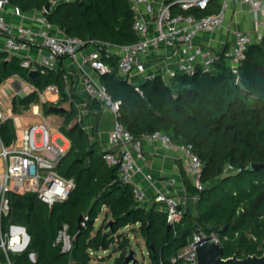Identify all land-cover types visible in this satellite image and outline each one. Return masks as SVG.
Here are the masks:
<instances>
[{
    "label": "trees",
    "instance_id": "1",
    "mask_svg": "<svg viewBox=\"0 0 264 264\" xmlns=\"http://www.w3.org/2000/svg\"><path fill=\"white\" fill-rule=\"evenodd\" d=\"M48 1L10 0L26 11L41 10ZM222 3L223 0H211L204 14L218 12ZM47 17L69 36L118 44L137 39L129 0L58 2ZM7 53L0 50V83L18 74L39 90L57 85L61 92L57 104L71 102L60 127L71 145L59 171L76 182L69 197L52 206L34 192L10 193L11 210L2 218L0 232L18 224L30 236L25 249L9 252L13 264H90L91 253L108 250L116 240L119 255L114 264H123L131 249L128 235L120 234L119 229L129 226L139 231L152 264H183L178 257L180 249L185 248L196 228L208 235L218 233L225 258L264 252V166L252 169L253 163H264V37L248 48L237 73L221 56L216 74L200 71L191 78L178 75L173 87L161 77L143 80L139 83L143 94L118 75L116 57L104 55L112 71L102 75L101 81L114 99L122 100L120 120L125 127L138 139L154 131L167 133L177 144H191L204 163L203 189L195 186L180 165L188 197L198 196L194 201L197 213L192 214L188 208L170 230L158 204L137 202L131 184L123 183L118 168L104 159L97 120L93 136L76 121L79 112L73 101L83 96L77 92L72 98L67 95V69L39 67L36 76L30 78L21 60ZM238 76L244 88L237 84ZM38 103L37 92L15 95L12 111L21 114ZM48 104H42L44 112L50 111ZM0 136L5 145L15 140L12 118L0 123ZM104 207L106 221L95 229ZM65 225L72 240L69 251H64L63 242L57 241ZM0 264H8L2 247Z\"/></svg>",
    "mask_w": 264,
    "mask_h": 264
},
{
    "label": "built area",
    "instance_id": "2",
    "mask_svg": "<svg viewBox=\"0 0 264 264\" xmlns=\"http://www.w3.org/2000/svg\"><path fill=\"white\" fill-rule=\"evenodd\" d=\"M51 1L52 9L58 2L75 0ZM129 1L134 13L133 29L137 35V39L131 43L118 44L69 36L48 20L49 11L45 6L41 10L26 11L10 0H0V36L3 39V51L18 57L23 67L30 71L39 67L58 70L64 66L69 72L66 92L70 98L77 92L86 100L97 101L112 113L113 124L104 146V159L118 168L123 183L131 184L137 202L149 206L157 203V209L166 214L168 224L173 227L183 219L187 207L180 196L172 191L169 183L156 189L151 202L135 181L134 175L142 171L139 162L144 158L143 143L120 120L122 100L114 99L101 81L102 75L112 71V65L106 62L104 55L116 57L118 75L133 84L141 94L143 92L139 83L142 80L161 77L165 84L173 87L177 84L178 75L191 78L200 71L216 74L221 56L237 73L248 48L264 37V0H223L218 12L202 17L188 11L204 10L211 0ZM236 2L247 7L259 30L256 34V29H229L230 38L216 47L212 44V36L217 30L227 27ZM173 9L180 11L175 13ZM66 59H70V63H77L76 73H70L73 69ZM11 79H14L15 95L38 93L39 103L32 104L27 112L37 116L40 122L23 124L22 113L12 111L15 95L9 98L7 106L0 99V123L12 118L16 132L15 140L10 145H5L0 136V157L5 165L4 170H0V229L2 218L9 215L11 210V192H34L42 202L52 206L66 200L76 186L74 178L66 177L59 171L71 143L69 141L66 146H60L55 142L57 134L53 133L42 106V102L47 101L46 92L55 94L57 98L53 102L57 103L61 96L59 87L50 84L44 90H39L18 74L7 77L2 83ZM57 123L61 127V121ZM38 134L40 141H37ZM143 138L160 141L166 148L175 151L192 182L203 189L204 163L191 144H177L162 131L145 134ZM146 177L150 178L151 175L146 174ZM85 218L88 219V216ZM21 227L11 224L7 231L0 232V247L6 254L8 264H13L10 251H21L28 245ZM200 232L205 238L212 237L221 244L216 231L210 235ZM199 237L196 229L184 251L179 253L183 264L197 263L195 243ZM57 241L63 242L64 251L71 249L72 240L67 233V225L60 231ZM30 257L35 259V254L31 253Z\"/></svg>",
    "mask_w": 264,
    "mask_h": 264
},
{
    "label": "crops",
    "instance_id": "3",
    "mask_svg": "<svg viewBox=\"0 0 264 264\" xmlns=\"http://www.w3.org/2000/svg\"><path fill=\"white\" fill-rule=\"evenodd\" d=\"M233 28H239L244 31H254L256 29V34L257 30H259L253 23L247 7L238 2L234 3V10L229 15L227 27L217 30L212 36V44L220 47L225 39L230 38L231 31L229 29L232 30ZM0 49L3 50V39L1 36ZM66 63H70V59H66ZM69 67L73 69L70 73H76L77 63L71 61ZM83 99L77 107L84 111H80L83 115L84 113L87 114V119L93 121L92 128H94L97 120L98 137L104 147L107 144L109 131L113 124V115L109 110L102 107L100 103L89 104L85 98ZM141 140L144 148V158L140 160L139 164L142 167V171L137 172L134 175V179L146 192L148 200L152 202L156 189L162 188L166 183H169L172 191L184 201L188 197V193L181 173L180 165L182 162L178 158L177 153L166 148L160 141H153L147 138H142ZM146 174H150L151 177L147 178Z\"/></svg>",
    "mask_w": 264,
    "mask_h": 264
},
{
    "label": "rangeland",
    "instance_id": "4",
    "mask_svg": "<svg viewBox=\"0 0 264 264\" xmlns=\"http://www.w3.org/2000/svg\"><path fill=\"white\" fill-rule=\"evenodd\" d=\"M180 10L178 9H173V12H179ZM183 13H185V11H181ZM194 14L196 16L202 17L205 16L203 10H197L194 12ZM7 55L11 56L9 53H7ZM14 81V79L9 80L8 82H4L1 84L0 88L2 91H0V99L3 103V105L7 106L9 105V98H12L15 94H16V89L14 87V85L12 84V82ZM143 81V80H142ZM45 97L47 99L46 102H48L50 104H57L54 103L53 100H55L57 98V96L55 94H52L50 92H46L45 93ZM60 99H58L57 101H59ZM45 102H42V104H44ZM79 103H81V99L79 97H76L75 101H73V105L74 107L79 106ZM59 105V104H57ZM63 105H65L69 110L71 109V102L70 101H66L65 103H63ZM78 109V107H77ZM83 110L78 109V117L76 118V121H79L81 123V125L84 127L85 130L88 131V133L93 136L94 132H93V121L90 119H87L86 116L87 114L83 113ZM45 117L48 119V121L51 123L52 125V130L54 134H57V136L55 137V142L60 145V146H66L69 143V138L64 135L61 131L60 125L57 123V121H61V123L63 124V115L64 113H57L54 111H45L44 112ZM21 120L23 122L24 125H28V124H32V123H38L40 122V119L35 116L32 115L31 112H27V110L24 111V113L21 114ZM57 120V121H56ZM89 121L91 122L89 124ZM37 141H40V135L38 134L37 136ZM71 143V142H70ZM4 160L3 158L0 157V170L3 171L4 170ZM197 197L195 196L193 198L190 197H186L184 199V203L185 206L191 210V213H197L195 207H194V201H197ZM106 208L104 207L103 210L101 211V213L98 215V218L95 222V229L98 228L101 224H103L106 219L104 216ZM133 226H129V227H122L119 229V233H125L126 235H128L129 237V241H130V249L134 250L137 254V258H138V262L140 264H152V259L150 257L149 254V250L148 247L145 245L144 240L142 239L139 231L137 230V232H135L134 230H132ZM117 240L115 242H113L110 247L108 248V250H99V251H95L93 253H91L92 259L90 260V264H114L117 256L119 255V251L117 249ZM184 249H180V252H183Z\"/></svg>",
    "mask_w": 264,
    "mask_h": 264
},
{
    "label": "water",
    "instance_id": "5",
    "mask_svg": "<svg viewBox=\"0 0 264 264\" xmlns=\"http://www.w3.org/2000/svg\"><path fill=\"white\" fill-rule=\"evenodd\" d=\"M52 5V1L49 0L45 4V9L50 11ZM36 69H32L29 71L28 75L30 78H34L37 74ZM237 84L240 85L242 88L245 87L242 78L240 76L237 77ZM50 111H54L57 113H64L68 108L65 105H57V104H50L48 106ZM264 166V163H253L252 169H259ZM83 216L81 215L79 218V222L81 225ZM112 225V221H109L108 227ZM25 231L26 242H29L30 236L26 232L24 226L21 227ZM168 230L172 228L171 224L167 226ZM200 237L195 243V250L197 253V263L191 264H264V252L261 255L258 254H249L246 257H238L236 254L225 258L223 254V247L222 244L215 241L214 238L208 237L205 238L201 235V232L198 228H196ZM138 262L137 254L134 250H130L129 254L126 256L123 264H134Z\"/></svg>",
    "mask_w": 264,
    "mask_h": 264
}]
</instances>
